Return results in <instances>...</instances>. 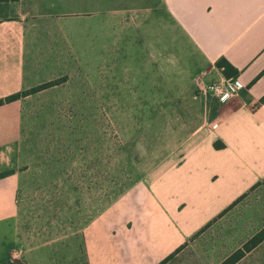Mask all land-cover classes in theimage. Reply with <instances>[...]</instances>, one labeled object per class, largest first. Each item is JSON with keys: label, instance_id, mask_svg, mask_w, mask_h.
<instances>
[{"label": "crops", "instance_id": "obj_1", "mask_svg": "<svg viewBox=\"0 0 264 264\" xmlns=\"http://www.w3.org/2000/svg\"><path fill=\"white\" fill-rule=\"evenodd\" d=\"M45 4L50 1L0 0V100L75 74L76 62H69L59 24L52 20L46 29L38 24L49 15ZM148 6L137 9L132 18L115 16L122 30L132 28L136 43L150 55L143 75H132L131 99L163 101L164 121L170 133L179 135V144L145 180L147 209H141L135 221L109 224L105 206L97 219L85 223L89 264L96 258L100 264L185 261L189 240L264 182V0H153ZM161 12L166 16L163 52L159 42L153 50L148 47L140 32ZM45 36L51 37L48 48ZM63 40L73 46L66 34ZM90 49L83 65L89 95L97 91V68L107 75L104 52L100 48L93 56ZM221 60L238 71L232 78L238 94L225 104L200 92L225 77L217 67ZM115 76L123 94L124 69ZM69 87L70 79L0 106V173H10L0 179V226H10L20 212L27 134L33 131L29 118L36 115L26 105ZM216 143L223 148H215Z\"/></svg>", "mask_w": 264, "mask_h": 264}, {"label": "rangeland", "instance_id": "obj_2", "mask_svg": "<svg viewBox=\"0 0 264 264\" xmlns=\"http://www.w3.org/2000/svg\"><path fill=\"white\" fill-rule=\"evenodd\" d=\"M49 1L44 8L50 16L38 24L45 29L52 20L59 24L69 62H76L75 74L63 78L64 83L70 79L73 87L26 105L36 112L29 118L33 131L27 134L28 166L21 182L19 215L10 226H0V264H89L85 223L97 219L105 206L109 224L135 221L139 211L147 209L145 180L179 144V135L170 133L164 121L163 101L131 99L132 75H143L150 55L136 43L132 28L122 30L115 18L117 14L132 18L153 0ZM165 18L164 12L158 13L140 30L152 50L159 42L163 52ZM124 32L128 38L122 37ZM63 34L73 46L64 42ZM44 41L48 48L51 37ZM88 47L93 56L101 48L102 61L107 60V75L100 73V67L93 73L97 91L91 95L84 91ZM117 62L120 75L122 68L125 74L123 94L116 83ZM263 227L264 182L193 236L185 261L176 259L172 264H193L195 258L198 264H221ZM95 264H100L99 258ZM238 264H264V243Z\"/></svg>", "mask_w": 264, "mask_h": 264}, {"label": "trees", "instance_id": "obj_3", "mask_svg": "<svg viewBox=\"0 0 264 264\" xmlns=\"http://www.w3.org/2000/svg\"><path fill=\"white\" fill-rule=\"evenodd\" d=\"M218 69L223 73V75L229 79H232L237 76L238 71L226 60H221L217 63ZM64 82V79L55 80L49 83H46L44 85H41L39 87L33 88L31 90H28L22 94L13 95L5 100H0V106L5 103H11L13 101H17L21 99L22 97H27L36 93H39L43 90L49 89L51 87L60 85ZM264 101V98H263ZM215 148L220 149L223 148L222 143H216ZM10 175V173H0V179L5 178L6 176ZM261 183H258L255 186L260 185ZM254 186V187H255ZM253 187V188H254ZM245 197L242 196L239 198L233 205H231L226 211H228L231 207L235 206L241 199ZM222 215V214H221ZM262 243H264V227L259 231L254 237H252L248 242H246L240 249H238L236 252H234L230 257H228L226 260H224L221 264H238L240 261H242L246 255L251 253L254 249H256L258 246H260Z\"/></svg>", "mask_w": 264, "mask_h": 264}, {"label": "built area", "instance_id": "obj_4", "mask_svg": "<svg viewBox=\"0 0 264 264\" xmlns=\"http://www.w3.org/2000/svg\"><path fill=\"white\" fill-rule=\"evenodd\" d=\"M237 89L233 79L221 77L206 88L200 89V92L205 98L211 97L216 102L225 104L237 96Z\"/></svg>", "mask_w": 264, "mask_h": 264}]
</instances>
